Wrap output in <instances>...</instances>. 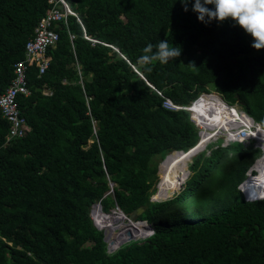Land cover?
<instances>
[{
	"label": "trees",
	"instance_id": "obj_1",
	"mask_svg": "<svg viewBox=\"0 0 264 264\" xmlns=\"http://www.w3.org/2000/svg\"><path fill=\"white\" fill-rule=\"evenodd\" d=\"M67 1L78 17L57 28L49 69L31 66L30 95L19 98L26 137L6 146L0 111V264H264V199L240 190L259 148L200 153L182 192L152 201L160 164L200 141L191 113L165 98L189 107L215 93L264 129V50L230 20L205 26L179 0ZM49 8L0 0V96ZM160 40L181 56L138 65ZM98 204L128 216L141 208L155 235L109 253L92 219Z\"/></svg>",
	"mask_w": 264,
	"mask_h": 264
},
{
	"label": "built area",
	"instance_id": "obj_2",
	"mask_svg": "<svg viewBox=\"0 0 264 264\" xmlns=\"http://www.w3.org/2000/svg\"><path fill=\"white\" fill-rule=\"evenodd\" d=\"M49 4H50V8L47 11L46 15L40 20L37 28L35 29L34 37L31 38L26 44L25 58L15 65L14 67L15 76L9 88L0 96V111L2 113L3 118L6 119L9 123V132L5 141L6 146L15 140L26 137L27 133L30 130L28 121L21 114L20 105H19L20 97L22 96L27 97L30 95L29 83H28V72L30 70V67L33 65H38L40 76L44 75L47 72L51 62V58L48 56V51L50 48L56 46L60 38L57 28L62 23L68 25L70 17H78L77 13L73 10L71 4L67 0H49ZM86 38L90 40V38L87 35ZM74 39L75 36L71 35V40L73 41ZM78 71L79 74L81 75L82 72L79 66H78ZM46 94L52 95V93L48 90L46 91ZM204 95H208V94H203L202 96H200L189 107L178 106L174 104L171 99L165 98L163 96L165 98L164 107L169 110L189 111L193 119L196 116L195 112L197 109V105L199 104L200 100ZM89 100H91V98H89ZM229 107L232 106L229 105ZM192 121H194L196 127H199V123L195 119ZM94 124L96 126L97 122L94 121ZM253 131L254 129L249 127H236L232 129V133L237 134L235 137H230V139L226 141H224L223 138L216 137L215 139H212V141L218 143L220 140L218 141L217 138L222 139V141L219 142L221 144L218 145H221L222 147H226L229 144L236 141L244 142V140L251 139ZM96 133H97V128L95 127L94 134L96 135ZM215 133L216 131L214 132V134ZM202 134L203 131H201L199 134L200 141L197 144V146L200 145L202 141ZM211 142L208 145H206L204 150H206L211 144H213ZM111 187H112L111 190L112 193L113 185ZM93 209L91 213L92 216H93ZM111 212L106 213L104 215L109 217L110 216L116 217L114 221L115 225L122 224L123 221L120 220H123L125 216L127 218L128 217L130 218V216L126 215L119 207L114 208L113 210H111ZM92 219H94L95 221V222L93 221L95 226L97 224L98 227L106 229V232L104 233L105 241L108 245V250L110 253H112L111 252L112 247L115 249L114 251H117L120 248L119 246L128 244L126 242L130 243L132 241L146 240L153 237L156 233L155 228L152 225H150L148 221L138 220L136 224L145 223L146 226L144 227V232L141 235H136L134 232L129 234V229L132 228L131 227L132 224L129 226L130 228L127 227L124 230L118 229V231H114L113 229L115 228V226L111 230H108L107 227H103L102 224L96 222L94 216ZM116 220L119 221L116 222ZM132 221L131 223H134Z\"/></svg>",
	"mask_w": 264,
	"mask_h": 264
},
{
	"label": "clouds",
	"instance_id": "obj_3",
	"mask_svg": "<svg viewBox=\"0 0 264 264\" xmlns=\"http://www.w3.org/2000/svg\"><path fill=\"white\" fill-rule=\"evenodd\" d=\"M179 2L183 5L186 13L190 10L189 5H191V11L205 26L211 23L223 24L230 20L233 26L239 27L252 38L251 47L253 49L264 50V0H179ZM143 53L137 61L138 65H149L152 62L166 65L170 60L181 56V51L177 50V46L170 45L168 40H160L156 45L148 44L143 49ZM151 70V67L144 68V71L147 72ZM257 173V170H254L249 175ZM244 183L245 181L242 185ZM241 186L240 190L246 201L256 202L264 199L252 200L248 198Z\"/></svg>",
	"mask_w": 264,
	"mask_h": 264
},
{
	"label": "bare ground",
	"instance_id": "obj_4",
	"mask_svg": "<svg viewBox=\"0 0 264 264\" xmlns=\"http://www.w3.org/2000/svg\"><path fill=\"white\" fill-rule=\"evenodd\" d=\"M196 113L204 121L210 120L211 122H213V121H216L217 119H221V122L215 126V128L220 129L221 131L216 133L214 136H210L211 134L208 136L204 135V137H202V141H201L200 145L198 146L199 148L200 147H202V148L206 147V145H208L212 141V139H215L216 137H221V136L224 137L225 134L222 133V131L223 132H229V136L235 137V135H237V134L232 133L233 128H236V127L253 128V127H255V131L253 132L252 136L259 143V145L263 148V151H264V130L259 125L255 124L251 118H249L243 112L238 110L237 107L236 108L235 107H229V105L226 104V102L224 100H222V98L219 95H217V94L204 95L202 97V99L200 100L199 104L197 105ZM201 127L202 128H209V124L206 122L201 123ZM218 139L219 138H217V140ZM198 147L196 149H198ZM190 153H189V155H186V156L178 153L179 155L176 154V155L170 156L168 158V161L170 162V167H168L166 169L165 173L166 172L167 173L163 177L164 180L159 185V189H158V192L156 194L157 199H159V200L162 199V197H164L166 195V193H168L169 190L171 188H173L175 183L184 181V178L189 173V171H186V169L189 168V161L194 157L195 151L191 154ZM176 156H181V157L175 158ZM180 160H182L183 162H180ZM187 163H188V165H187ZM165 164H166V161H164V165ZM255 169L260 174L259 180L261 181V185L259 186V193L256 194V197H260V196L264 195V153L261 156V158L259 159V161L255 164L253 171ZM173 170L175 171L174 173H173ZM251 177H252V175H251ZM251 191L254 194L256 193L254 186H253V188L251 187ZM248 198L254 200L253 198H251L249 196H248ZM258 200H260V199H258ZM98 206H101V205H98ZM101 208H102V206H101ZM101 208L96 207V210L103 212V211H101ZM97 213H98V211H97ZM96 219H97L98 223L99 222L100 223H107L109 221H112L111 216L109 217V216H104L101 214H97ZM114 221L115 220L113 219L112 224L108 225V227H109L108 230H111L115 226ZM117 221H119V220H116V222ZM131 227L132 228L129 229L130 232H134L136 235H141L144 232L145 225L132 223Z\"/></svg>",
	"mask_w": 264,
	"mask_h": 264
},
{
	"label": "rangeland",
	"instance_id": "obj_5",
	"mask_svg": "<svg viewBox=\"0 0 264 264\" xmlns=\"http://www.w3.org/2000/svg\"><path fill=\"white\" fill-rule=\"evenodd\" d=\"M212 94V93H211ZM213 94H215V93H213ZM237 108H238V110H240L241 112H242V109H241V107L240 106H236ZM196 113V112H195ZM246 115V114H245ZM247 116V115H246ZM196 117V118H195ZM194 118H195V120L199 123V127H197L198 128V130H199V134H200V132L201 131H203V134H202V137H204V135H210V136H214L216 133H218V132H220L221 130L220 129H217V128H215V126L217 125V124H219L220 122H221V119H217L216 121H213V122H211L210 120H206V121H204V120H202L199 116H198V114L196 113V116H195ZM194 118L192 119V120H194ZM194 122V121H193ZM204 122H206V123H208L209 124V128H202L201 127V123H204ZM195 124V123H194ZM250 128V127H249ZM254 128V131H255V127H253ZM216 131V133L214 134V132ZM253 131V132H254ZM222 133H224L225 134V136L224 137H220V138H223L224 139V141H226V140H229L230 139V137L231 136H229V134H226V133H229V132H223L222 131ZM236 136V135H235ZM220 140V141H219ZM218 141L219 142H221L222 141V139H218ZM93 141H90V143H92ZM216 143V142H211V143H213V144H211L206 150H204L205 149V147L204 148H202V147H198V149H196V150H194L195 151V155H194V157L195 156H197L198 154H200V153H203V152H207L208 154L210 153V150L212 149V148H216L217 147V145L218 144H221V143ZM242 143H244L245 144V146L246 147H250L251 145L252 146H254V147H256V148H259L261 151H262V155H263V153H264V151H263V148L259 145V143L253 138V136H252V138L251 139H249V140H244V142H242ZM203 150V151H202ZM193 151V152H194ZM193 152H191V153H193ZM181 154V155H184V156H186V155H189V153H185V152H175V153H173V154H171V155H169L167 158H166V164L164 165V163H163V171L161 172V165H162V163L160 164V167H159V173H158V175H159V185L163 182V180H164V175L167 173H165V171H166V169L168 168V167H170V162L168 161V158L170 157V156H174V155H179V154ZM190 153V154H191ZM177 157H181V156H176L175 158H177ZM190 157V156H189ZM174 158V159H175ZM193 159V158H192ZM192 159L189 161V164L192 162ZM180 162H183L182 160H180ZM187 165H188V163H187ZM256 170V169H255ZM186 171H189V168L188 169H186ZM175 171L173 170V173H174ZM191 175V173L189 172L188 173V175L184 178V181H181V182H178V183H175V185L173 186V188H171L170 190H169V192L168 193H166V195L164 196V197H162V199H157L156 198V194H157V192H158V189H159V186L156 188V193H155V195L152 197V200L154 201V202H161V201H165V200H168V199H171V198H173L175 195H177V194H180L181 192H182V190L184 189V185L186 184V182H187V180H188V178H189V176ZM259 176H260V174L258 173V174H252V177H251V175H249V177H248V179L245 181V183H246V185H247V187H248V189L250 190V192H252L251 191V187L253 188V186H254V188H255V194L252 192V195L254 196V197H256V194L257 193H259V186L261 185V181L259 180ZM183 177V176H182ZM253 184V185H252ZM260 197H264V195L263 196H260ZM96 207H100L101 208V206H98V205H96L95 207H94V209H93V216L95 217V220H96V222H98L97 221V219H96V216H97V214H101V215H104V214H106L104 211H103V209L101 208V211H103V212H100L99 210H96ZM97 211H98V213H97ZM113 212V211H112ZM111 212V213H112ZM93 216H92V218H93ZM105 216V215H104ZM139 218V217H138ZM138 218H136L134 221H132L129 217L128 218H126V216H125V218L123 219V220H120V221H123L122 222V224H120V225H115V228L113 229L114 231H118V229H121V230H124L125 228H130L129 226L132 224L131 223V221L132 222H134V223H137L138 222ZM113 219L115 220V217H112V221H109V222H107V223H100V224H102V226L103 227H107V229H109V227H108V225H110V224H112V222H113ZM93 221H94V219H93ZM95 222V221H94ZM127 223V224H126ZM96 224V223H95ZM124 225V226H123ZM140 225H145L146 226V224L145 223H141ZM96 226H97V228L99 229V230H101V231H103L104 233L106 232V229L105 228H101V227H98V225L96 224ZM131 233H133V232H130L129 231V234H131ZM126 243H129V242H126ZM122 246H124V245H122ZM122 246H119L120 248L122 247ZM108 252H109V250H108ZM110 253V252H109Z\"/></svg>",
	"mask_w": 264,
	"mask_h": 264
},
{
	"label": "water",
	"instance_id": "obj_6",
	"mask_svg": "<svg viewBox=\"0 0 264 264\" xmlns=\"http://www.w3.org/2000/svg\"><path fill=\"white\" fill-rule=\"evenodd\" d=\"M222 98V97H221ZM223 100V99H222ZM249 117V116H248ZM249 118H251V117H249ZM252 119V118H251ZM257 124V123H256ZM257 125H259V124H257ZM261 127V126H260ZM264 130V129H263ZM199 146V145H198ZM198 146H196L195 148H193L192 150H190L189 152H187V153H190V152H193V150H195ZM168 157V156H167ZM166 157V158H167ZM166 160V159H165ZM164 160V161H165ZM163 161V162H164ZM259 161V159L257 160V162ZM256 162V163H257ZM255 166V165H254ZM254 166H253V168L249 171V174L251 173V171H253V169H254ZM158 186H159V184H158ZM243 187V185L241 186V188ZM142 212H143V210L140 208V209H137L131 216H130V219L131 220H135L136 218H138L141 214H142ZM115 249L112 247L111 248V252L113 253V252H115L114 251Z\"/></svg>",
	"mask_w": 264,
	"mask_h": 264
},
{
	"label": "crops",
	"instance_id": "obj_7",
	"mask_svg": "<svg viewBox=\"0 0 264 264\" xmlns=\"http://www.w3.org/2000/svg\"><path fill=\"white\" fill-rule=\"evenodd\" d=\"M164 163V162H163ZM163 163H162V165H161V168L163 167ZM162 171H163V168H162Z\"/></svg>",
	"mask_w": 264,
	"mask_h": 264
}]
</instances>
